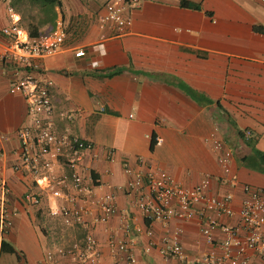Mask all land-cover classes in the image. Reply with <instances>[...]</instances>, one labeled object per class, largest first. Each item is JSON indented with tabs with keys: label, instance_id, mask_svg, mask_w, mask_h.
Wrapping results in <instances>:
<instances>
[{
	"label": "crops",
	"instance_id": "1",
	"mask_svg": "<svg viewBox=\"0 0 264 264\" xmlns=\"http://www.w3.org/2000/svg\"><path fill=\"white\" fill-rule=\"evenodd\" d=\"M106 1L61 0L46 11L28 0H0V25L14 22L21 37L32 40L59 27L66 34L56 51L26 65L0 60V182L9 187L11 211L0 244L15 250L17 264H68V258L56 255L47 260L45 252L60 243L70 247L91 233L103 264L126 256L109 247L110 238L132 242L135 264H201L223 239L222 231L214 229L209 244L197 219L145 222L121 189L129 179L123 167L161 169L184 187L208 176V193L231 194L235 211L244 185L264 190V173L242 160L252 157L253 149L264 153V5L259 0H143L126 12L131 25L121 29L101 21ZM32 26L37 37L27 35ZM4 44L0 37V51ZM78 49L83 56L74 55ZM26 77L50 83L55 133L89 143L80 172L92 198L114 192L117 213L107 222L61 225L66 229L59 232L60 219L50 217L48 207L65 200L42 193L38 205L25 201L39 190L17 169L16 134L31 117L24 98L10 86ZM246 130L250 143L239 135ZM215 140L232 151L228 173L212 151ZM55 172L70 174L62 164ZM125 213L131 217L127 230ZM218 220L233 225L238 217ZM173 240L181 245L182 258L161 252L164 242ZM6 254L11 253L0 250V264H6ZM248 264H264V259L249 252Z\"/></svg>",
	"mask_w": 264,
	"mask_h": 264
},
{
	"label": "built area",
	"instance_id": "2",
	"mask_svg": "<svg viewBox=\"0 0 264 264\" xmlns=\"http://www.w3.org/2000/svg\"><path fill=\"white\" fill-rule=\"evenodd\" d=\"M143 0H107L104 4L106 14L101 21H111L123 29L131 25L126 15L130 9L137 8ZM264 5V0H259ZM21 30L13 22L9 26L0 25V37L5 39L0 60L28 64L31 59L49 55L56 51L65 39V31L59 27L49 35L29 40L21 37ZM81 49L75 50L76 57L83 56ZM11 93L20 94L27 105L31 123L18 129L19 141L18 170L26 173L39 190L27 194L25 201L38 205L42 193L54 200H65L63 204L48 207V215L59 218L64 227L86 226L89 223H105L117 213L116 196L108 192L99 198H92L85 178L80 169L84 152L90 149L89 143L67 134H56L53 125V106L49 82H37L32 77L16 80L10 86ZM249 139L250 131L243 132ZM212 151L224 173L229 172L232 158L231 149L221 141H213ZM111 153V152H110ZM62 164L69 171V177L57 175L55 167ZM124 173L129 177L121 187L124 194L131 198L132 205L140 212L145 222H166L170 218L184 221L197 219L200 231L209 244L214 243L213 231L220 229L224 235L216 248L199 260L201 264H248L249 252L264 259V190L244 185L240 208L232 207V195L227 193L216 197L208 193L209 177H203L195 186L184 187L173 181L164 170L151 169L134 171L124 165ZM9 187L0 182V231L11 224V211L7 205ZM90 220L87 222V217ZM238 217L237 224L221 223L219 217ZM129 214L121 219L128 229ZM151 238L150 229L144 231ZM109 247L115 253H125L122 262L115 260L109 264H135L136 259L130 252L132 242L108 240ZM151 248V242L145 246V252ZM161 252L166 257H183L181 245L173 240L164 242ZM68 258V264H103L97 240L86 233L81 242L56 246L45 252V258L51 261L54 256Z\"/></svg>",
	"mask_w": 264,
	"mask_h": 264
},
{
	"label": "trees",
	"instance_id": "3",
	"mask_svg": "<svg viewBox=\"0 0 264 264\" xmlns=\"http://www.w3.org/2000/svg\"><path fill=\"white\" fill-rule=\"evenodd\" d=\"M28 1L32 4H35L41 10L45 9L46 11L48 10L53 11V7L59 5L61 0H28ZM27 35L28 37H37L38 33L36 32V28L34 26L29 27L27 29ZM239 135L242 138V140L250 143L248 139H244L242 132H239ZM242 160L243 163L248 167H250L251 169L264 173V153L260 152L259 150L253 149L252 157H246L243 158ZM0 250L5 253L16 254L17 260L20 261V256L17 255L15 250L6 243L2 242L0 244Z\"/></svg>",
	"mask_w": 264,
	"mask_h": 264
},
{
	"label": "rangeland",
	"instance_id": "4",
	"mask_svg": "<svg viewBox=\"0 0 264 264\" xmlns=\"http://www.w3.org/2000/svg\"><path fill=\"white\" fill-rule=\"evenodd\" d=\"M60 227H61V224H57V226H56L57 229L56 230L59 231V232H60V229H59ZM61 228L63 229V230L61 229V231L65 232L66 228H64V227H61ZM62 244L66 245L64 243H60L59 246L62 245ZM2 257H4V259H6V264H17L16 255L15 254H6L5 256H2ZM2 263H3V261L1 262V264Z\"/></svg>",
	"mask_w": 264,
	"mask_h": 264
}]
</instances>
